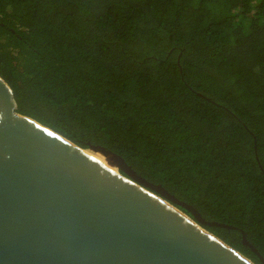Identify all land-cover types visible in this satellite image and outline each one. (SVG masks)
<instances>
[{
    "label": "trees",
    "instance_id": "trees-1",
    "mask_svg": "<svg viewBox=\"0 0 264 264\" xmlns=\"http://www.w3.org/2000/svg\"><path fill=\"white\" fill-rule=\"evenodd\" d=\"M0 76L264 264V0H0Z\"/></svg>",
    "mask_w": 264,
    "mask_h": 264
},
{
    "label": "water",
    "instance_id": "water-1",
    "mask_svg": "<svg viewBox=\"0 0 264 264\" xmlns=\"http://www.w3.org/2000/svg\"><path fill=\"white\" fill-rule=\"evenodd\" d=\"M205 223L232 227L18 112L0 76V264H256Z\"/></svg>",
    "mask_w": 264,
    "mask_h": 264
},
{
    "label": "bare ground",
    "instance_id": "bare-ground-1",
    "mask_svg": "<svg viewBox=\"0 0 264 264\" xmlns=\"http://www.w3.org/2000/svg\"><path fill=\"white\" fill-rule=\"evenodd\" d=\"M88 153H90L91 155H93V156H95V157H97V158H99V159H101L104 163H106L107 164V161H106V159L102 156V155H100V154H97V153H95V152H93L92 150H90V149H85ZM108 165H110V164H108ZM111 167L113 168V169H115V170H117L118 168L117 167H115V166H112L111 165Z\"/></svg>",
    "mask_w": 264,
    "mask_h": 264
},
{
    "label": "rangeland",
    "instance_id": "rangeland-1",
    "mask_svg": "<svg viewBox=\"0 0 264 264\" xmlns=\"http://www.w3.org/2000/svg\"><path fill=\"white\" fill-rule=\"evenodd\" d=\"M118 170V169H117Z\"/></svg>",
    "mask_w": 264,
    "mask_h": 264
}]
</instances>
